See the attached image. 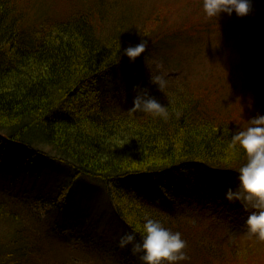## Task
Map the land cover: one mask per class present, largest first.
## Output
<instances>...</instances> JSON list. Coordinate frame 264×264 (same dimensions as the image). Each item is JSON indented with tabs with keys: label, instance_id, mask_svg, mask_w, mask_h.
Masks as SVG:
<instances>
[{
	"label": "trees",
	"instance_id": "trees-1",
	"mask_svg": "<svg viewBox=\"0 0 264 264\" xmlns=\"http://www.w3.org/2000/svg\"><path fill=\"white\" fill-rule=\"evenodd\" d=\"M82 1L79 6L76 0L74 8L61 17L52 14L43 0H0V170L11 161L18 168L53 167L61 175L67 171V179L74 185L84 178L100 181L106 189L105 202L95 201L102 190L97 189L92 206L109 207L126 231H135L137 223L142 225L148 216L172 232H180L187 241L189 259L183 264H222L227 258L238 262L243 255L238 253L264 243L242 240L235 246L217 245L212 238L198 242L197 228L173 212L171 200L150 201L130 188L156 182L163 191L161 181L179 172L202 173L211 181L238 179V169L246 164L247 156L242 149L233 154L228 146L231 136L248 118L264 114L260 42L254 55L248 45L240 47V57L232 58L226 68L233 92L252 88L254 94L240 117L234 110L238 100L228 104L229 110L210 104L219 93L210 88V75L200 86L170 75L162 92L149 85L151 95L169 113L166 120L154 118L129 111L133 98L118 100L117 93L105 97L101 82L129 64L127 57L120 60L119 44L122 51L141 39L149 42L147 50L162 43L170 31L179 29L176 21L181 9L173 10L172 19H167L169 11L158 5L159 11L152 12V7L142 18L137 13L144 14L143 6L129 4L130 0ZM207 18L213 24L204 32L217 29L221 35L217 50L226 51L234 30L241 32L242 27L225 14ZM202 20L193 22L197 30ZM250 20H242L244 28L263 40L261 25L253 30ZM196 35L202 37L200 32ZM217 81L220 85L225 82L218 77ZM243 91V99H250V93ZM82 182L86 186L92 183ZM49 193L53 197V191ZM36 225L31 213L0 200V264H98L50 262L41 241H36ZM141 236L136 232L137 241Z\"/></svg>",
	"mask_w": 264,
	"mask_h": 264
},
{
	"label": "rangeland",
	"instance_id": "rangeland-1",
	"mask_svg": "<svg viewBox=\"0 0 264 264\" xmlns=\"http://www.w3.org/2000/svg\"><path fill=\"white\" fill-rule=\"evenodd\" d=\"M43 1L52 14L62 17L74 8L73 4L76 0H54L53 3L51 0ZM78 2L79 6L83 4V1L81 3L78 0ZM251 3L252 11L247 16L251 20L248 24L253 30L261 25L263 40L255 39L254 33L244 28L242 20L246 23L247 17L237 18L233 13L231 17L226 16L234 18L242 27V31L234 30V34L230 37L233 42L228 44V49L218 51L219 38H221L219 31L213 28L208 33L204 32L209 30V26L212 27L213 20L206 17L203 0H130L129 4L143 6L141 11L144 14L137 13V16L142 18L152 7L155 8L152 11L154 12L160 10L156 9V6L165 5L163 9L169 11L167 19H172L173 10L180 8L181 11L177 14L179 18L176 21L179 29L170 31V35L162 43L146 50L135 64L129 63L115 73L106 75L101 82L104 86L102 92L106 95L104 96L110 98L112 94L117 93L118 100L133 98L131 97L133 85L141 84L149 87V76L159 74L156 65L161 64L163 67L160 72L165 74L166 78L173 75L175 78L198 84L196 86L207 81L205 77L210 75V88H217L219 91L218 95L212 96L213 100H210V104L216 109L229 110L228 104L238 100L237 103L240 104L235 105L234 110L236 116L240 117L241 112H244L247 107L245 103L250 102L254 94L252 88L250 90L245 88L244 91L238 88L233 92L229 79L231 73L226 68L230 65L232 58L240 57L239 50L244 45H248L252 53L256 48L258 53L259 42L262 52L259 61L264 66V0H251ZM201 17L203 20L197 30L193 22H200ZM232 27L235 29L236 25ZM198 32L202 37L196 35ZM245 53L244 51L242 55L243 61ZM217 77L225 82L220 85L221 81L218 82ZM234 80L238 81L236 77ZM199 89L206 91L208 88ZM241 91L244 94L250 93V99H243ZM255 97L258 96L255 95ZM239 99L243 101L240 102ZM239 120L241 119L237 120L238 123ZM18 163L20 166L21 162ZM50 168H29V166L18 168L8 161L0 170V200L9 203L18 211H25L27 215L32 214L37 223L36 241H41V248L48 260L50 262L70 260L83 263L94 261L98 264H141L139 258L133 256L129 248L118 247L119 238L129 232L120 221L115 220L114 211L109 212L110 208L107 209L106 206L101 210L92 206L94 201L91 197H94V191L97 189H102V194L100 195V191L95 201L105 202L106 197L102 196L106 191L105 185L89 178L82 179L92 182L89 186L84 185L82 180L74 185L67 179L69 175L67 171L62 172L63 175H61L53 167ZM161 182L165 186L163 191L156 182L134 184L130 190L136 195L145 194L150 201L154 198L162 202L165 199L171 200L175 204L173 212L184 216L192 226L197 228L198 242L204 238L206 240L212 238L211 242L217 245L225 243L228 246H235L242 240L264 243L245 235L243 225L248 213L244 212L238 203H230L225 199L226 190L229 187L235 188L239 183L238 179L211 181L202 173L191 172L189 175L186 172H179L176 176ZM50 191H53V197ZM58 196L61 198L57 199ZM162 207L168 208L167 205ZM35 217L39 219V223ZM192 238L196 240V232L193 233ZM253 245L255 246L252 249L238 253L240 256L243 254L238 262H233V258H227L222 264H264V244ZM176 264L183 263L180 261Z\"/></svg>",
	"mask_w": 264,
	"mask_h": 264
},
{
	"label": "clouds",
	"instance_id": "clouds-1",
	"mask_svg": "<svg viewBox=\"0 0 264 264\" xmlns=\"http://www.w3.org/2000/svg\"><path fill=\"white\" fill-rule=\"evenodd\" d=\"M203 10L207 17L218 18L221 14L229 17L235 13L237 18H245L252 11L251 0H203ZM148 41L141 39L134 46L123 48L118 45L120 60L127 57L130 64H135L147 50ZM163 65L157 64L159 74L149 76V85L156 86L162 92L167 86L165 74L161 73ZM131 112H143L168 119L167 107L162 105L150 93V87L141 84L133 85ZM233 154L242 149L247 162L238 169V185L229 187L225 199L230 203H238L248 213L243 225L245 235L264 241V114L248 118L243 128L234 131L229 142ZM132 222L131 219L129 221ZM136 232L142 234L137 241ZM118 247L129 248L133 256H137L141 264H176L189 259L185 249L187 241L180 232H172L155 219L144 217V223H137L133 232L119 238Z\"/></svg>",
	"mask_w": 264,
	"mask_h": 264
}]
</instances>
